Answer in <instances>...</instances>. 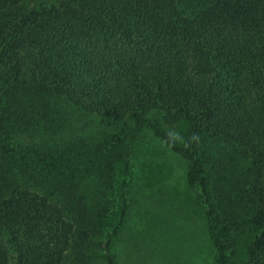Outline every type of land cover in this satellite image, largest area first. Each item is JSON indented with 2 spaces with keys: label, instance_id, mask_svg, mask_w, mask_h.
I'll use <instances>...</instances> for the list:
<instances>
[{
  "label": "trees",
  "instance_id": "1",
  "mask_svg": "<svg viewBox=\"0 0 264 264\" xmlns=\"http://www.w3.org/2000/svg\"><path fill=\"white\" fill-rule=\"evenodd\" d=\"M141 123L264 264V0H0V264H118Z\"/></svg>",
  "mask_w": 264,
  "mask_h": 264
},
{
  "label": "rangeland",
  "instance_id": "2",
  "mask_svg": "<svg viewBox=\"0 0 264 264\" xmlns=\"http://www.w3.org/2000/svg\"><path fill=\"white\" fill-rule=\"evenodd\" d=\"M181 140L182 126L166 127ZM135 168L131 212L113 252L118 264H216L204 210L186 182L187 162L145 124L132 128ZM50 136L26 139L40 145ZM252 234L243 237L230 264H241Z\"/></svg>",
  "mask_w": 264,
  "mask_h": 264
}]
</instances>
